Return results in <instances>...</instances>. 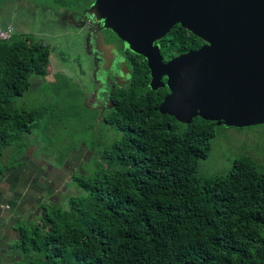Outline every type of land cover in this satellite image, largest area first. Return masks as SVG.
I'll return each mask as SVG.
<instances>
[{
  "label": "trees",
  "instance_id": "trees-1",
  "mask_svg": "<svg viewBox=\"0 0 264 264\" xmlns=\"http://www.w3.org/2000/svg\"><path fill=\"white\" fill-rule=\"evenodd\" d=\"M159 44L170 59L203 42L176 25ZM49 56L29 37L0 42V162L32 133L36 112L15 110L14 99L31 75L47 77ZM127 59L131 79L102 119L120 136L101 156L106 166L74 177L83 193L64 208L42 203L38 220L16 229V248L37 256L24 264H264V173L241 158L224 176L198 177L216 124L161 115L167 88H149L142 56Z\"/></svg>",
  "mask_w": 264,
  "mask_h": 264
},
{
  "label": "rangeland",
  "instance_id": "rangeland-1",
  "mask_svg": "<svg viewBox=\"0 0 264 264\" xmlns=\"http://www.w3.org/2000/svg\"><path fill=\"white\" fill-rule=\"evenodd\" d=\"M92 1L37 0L32 14L14 3L9 6L13 37L47 45L50 64L47 77L31 75L30 88L14 99L15 110H33L37 116L24 146L6 150L0 162L9 168L0 179V195L5 193L0 197V264L35 259V253L16 248V229L35 223L42 203L64 208L69 196L82 194L74 177H92L102 170L107 160L101 156L120 138L99 120L87 97L95 87L87 29L82 30L71 13H82ZM21 13L24 21L17 18ZM241 158L264 173V123L242 129L215 127L197 176H224Z\"/></svg>",
  "mask_w": 264,
  "mask_h": 264
},
{
  "label": "water",
  "instance_id": "water-1",
  "mask_svg": "<svg viewBox=\"0 0 264 264\" xmlns=\"http://www.w3.org/2000/svg\"><path fill=\"white\" fill-rule=\"evenodd\" d=\"M82 20L100 44L109 30L144 58L149 88L169 92L161 115L235 129L264 123V0H93ZM176 25L203 44L165 62L156 43Z\"/></svg>",
  "mask_w": 264,
  "mask_h": 264
},
{
  "label": "flooded vegetation",
  "instance_id": "flooded-vegetation-1",
  "mask_svg": "<svg viewBox=\"0 0 264 264\" xmlns=\"http://www.w3.org/2000/svg\"><path fill=\"white\" fill-rule=\"evenodd\" d=\"M80 14V12L76 11L71 13V17L82 30H86L82 25L83 20L80 21ZM87 21L90 25L94 23L90 19H87ZM101 34L102 44L99 42L100 38L98 35L93 39V35L87 31L85 36L86 41L88 42L89 53L92 56V65L94 66L92 72L95 78V87L91 95H87V97H90V101L95 106V109L93 110L98 111V114L100 115L99 120L101 119L100 121L102 122L103 116L106 112L114 109V94L116 93V90L128 85L131 79V66L127 59V54L130 51L124 48L123 43L116 37V35L109 30H102ZM159 42L160 41L156 44L160 49ZM96 47L101 48L102 53L98 54L95 50ZM168 60L169 59L163 58V61L165 62ZM122 63H124L125 67L128 69L124 75L120 73Z\"/></svg>",
  "mask_w": 264,
  "mask_h": 264
},
{
  "label": "crops",
  "instance_id": "crops-1",
  "mask_svg": "<svg viewBox=\"0 0 264 264\" xmlns=\"http://www.w3.org/2000/svg\"><path fill=\"white\" fill-rule=\"evenodd\" d=\"M13 3L16 4L19 9H22L24 11V14L27 12L29 14H32L35 12V9L38 7L37 0H0V28H3L8 25L11 26V15L9 13V6ZM21 16H23V13L19 14L17 18L24 21L23 17ZM3 176L4 175H2V177ZM2 184H4V181L0 183V186ZM4 194L5 193H2L0 197L4 196Z\"/></svg>",
  "mask_w": 264,
  "mask_h": 264
},
{
  "label": "built area",
  "instance_id": "built-area-1",
  "mask_svg": "<svg viewBox=\"0 0 264 264\" xmlns=\"http://www.w3.org/2000/svg\"><path fill=\"white\" fill-rule=\"evenodd\" d=\"M13 36V28L11 26H5L0 28V42L11 40Z\"/></svg>",
  "mask_w": 264,
  "mask_h": 264
}]
</instances>
